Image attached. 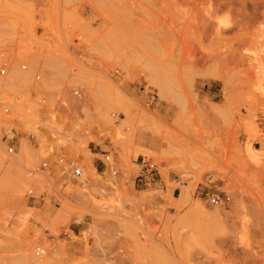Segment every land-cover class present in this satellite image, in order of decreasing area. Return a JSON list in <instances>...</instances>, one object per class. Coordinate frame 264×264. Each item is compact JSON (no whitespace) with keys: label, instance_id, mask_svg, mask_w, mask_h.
<instances>
[{"label":"rangeland","instance_id":"obj_1","mask_svg":"<svg viewBox=\"0 0 264 264\" xmlns=\"http://www.w3.org/2000/svg\"><path fill=\"white\" fill-rule=\"evenodd\" d=\"M0 67V264H264V0H0Z\"/></svg>","mask_w":264,"mask_h":264},{"label":"built area","instance_id":"obj_2","mask_svg":"<svg viewBox=\"0 0 264 264\" xmlns=\"http://www.w3.org/2000/svg\"><path fill=\"white\" fill-rule=\"evenodd\" d=\"M24 67L25 66H23V68ZM5 74H6L5 67H0V75H5ZM78 94H79V91L75 90L74 91V95H78ZM8 111H9L8 107H3L2 110H0V112H2V113H7ZM113 115L114 114L112 113V116ZM11 132L13 133V129H11ZM28 137L29 138H33L34 134L29 133ZM13 139H14V136H11V137L4 136V138H3V140L6 142V151H7V153L14 152V146L12 144L13 143ZM102 155H103L104 161H108L109 160L110 155L108 154L107 151L103 152ZM142 164H143V166H142V168L140 170L139 176L140 177H144V182L145 183L154 181L155 178L159 177L158 167H157V165L155 163H151V162L148 163V162H144L143 161ZM45 165H46V163L44 162L42 164V167H44ZM113 173L115 174L116 170H114ZM80 174H81V169L75 167L74 170H73V175L74 176H79ZM29 193H31V190H29ZM209 201L212 204H220L222 202V197L219 194H212L210 196V198H209Z\"/></svg>","mask_w":264,"mask_h":264},{"label":"bare ground","instance_id":"obj_3","mask_svg":"<svg viewBox=\"0 0 264 264\" xmlns=\"http://www.w3.org/2000/svg\"><path fill=\"white\" fill-rule=\"evenodd\" d=\"M162 83H160V85H161ZM90 165H88V167L90 168V167H92L91 166V162L89 163ZM41 252H44V250H41Z\"/></svg>","mask_w":264,"mask_h":264}]
</instances>
